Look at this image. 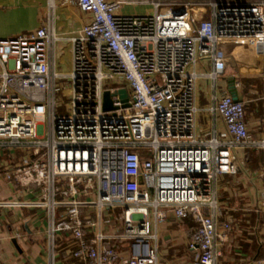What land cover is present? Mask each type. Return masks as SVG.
<instances>
[{"label":"built area","instance_id":"2783aa9c","mask_svg":"<svg viewBox=\"0 0 264 264\" xmlns=\"http://www.w3.org/2000/svg\"><path fill=\"white\" fill-rule=\"evenodd\" d=\"M74 1L90 20L68 37L55 32V0H46L45 25L0 39V151L22 153L3 174L38 192L35 201L7 204L44 208L45 264H56L64 236L78 264H166L158 227L169 216L193 227L185 261L168 264H227L235 218L219 198L218 179H233L237 151L264 149V139H249L244 103L228 93L209 107L225 132L199 137L194 67L208 59L205 75L213 81L264 80V0ZM124 5L152 10L118 13ZM60 39L71 44L67 73L49 65ZM235 49L254 51L249 68L225 59ZM122 88L126 102L117 93ZM106 90L112 110L103 109ZM89 208L94 218L83 212ZM111 209L121 223L112 237L102 230V213ZM230 209L253 212L264 242V166L257 201ZM113 237L126 254L105 244ZM244 264H264V251Z\"/></svg>","mask_w":264,"mask_h":264},{"label":"crops","instance_id":"0c3cea01","mask_svg":"<svg viewBox=\"0 0 264 264\" xmlns=\"http://www.w3.org/2000/svg\"><path fill=\"white\" fill-rule=\"evenodd\" d=\"M150 6V5H148ZM151 8V7H150ZM118 13H122L121 8ZM49 9L46 0H0V39L34 31L46 24ZM90 20V14L81 11L74 0H55L52 11V24L55 32L61 37L68 35ZM231 55V54H230ZM71 44L66 39L54 43L49 53V65L52 71L67 73L70 70ZM238 64L236 62H232ZM240 65V64H238ZM242 66V65H241ZM199 74L195 87V102L198 108L195 126L201 138H207L212 131L225 132L222 118L209 107L214 97L229 94L230 77H220L215 81L205 73L210 71L211 62L201 59L195 65ZM245 68H249L245 67ZM235 85L237 100L245 106V121L249 139H264V80L260 77H239L232 79ZM19 151H0V264H45L46 251V218L41 206L14 207L8 201L23 200L32 202L38 199V192L19 187L15 182L5 179L3 172L20 160ZM264 149L249 147L242 153L237 151L238 173L236 176H221L218 179L219 198L229 203L232 197L239 198L243 206L255 203L261 189V168ZM90 217L94 218V208H89ZM108 212V211H107ZM103 214V213H102ZM104 223L102 230L105 235L115 236L120 231V221ZM179 221L169 216L167 221L158 227L160 259L168 260L171 251L184 246L183 259H186V239L182 240L185 229ZM119 230V231H118ZM183 233V234H182ZM90 236V233H87ZM106 245L113 246L121 254L127 251L116 238H107ZM72 241L67 237L57 240L56 264H78L69 256ZM174 257V256H173ZM170 259V258H169ZM169 261V260H168ZM172 263V262H169Z\"/></svg>","mask_w":264,"mask_h":264},{"label":"rangeland","instance_id":"374dc122","mask_svg":"<svg viewBox=\"0 0 264 264\" xmlns=\"http://www.w3.org/2000/svg\"><path fill=\"white\" fill-rule=\"evenodd\" d=\"M123 14H145L150 13L151 8L148 5H124L121 7ZM106 84H112L114 85L116 83V80H106ZM67 110V109H66ZM23 152V151H22ZM263 163H264V157H263ZM229 203L226 204L227 212L228 214H231L233 216V232H232V241L230 243V251L226 254L227 255V264H235V263H247L251 262L253 257H255V260H258L262 257L263 251H264V242L261 240L263 237V233L261 234V231L263 232V229L261 226L259 227H253L255 223V215L253 212H246V214H249V217H245V212L237 209L236 211L233 209H230L234 207L235 205L238 207L240 202L239 198L232 197L229 200ZM116 209H111L108 212H103V218L102 222L103 224L106 223V221H109L110 223L113 221H116V223H119L116 219L117 215ZM180 226L182 229H185V233L182 240L186 236L189 235V232L192 230L193 223L190 220H184L183 223H180ZM183 234V233H182ZM163 243L159 242L160 248L162 247ZM184 252V246L180 245L178 246L177 251L173 250L170 254H172L170 257H168V260H161V263L168 264L169 262L172 263H181L184 262L185 259L182 258ZM174 256V257H173ZM170 258V259H169Z\"/></svg>","mask_w":264,"mask_h":264},{"label":"water","instance_id":"95a60500","mask_svg":"<svg viewBox=\"0 0 264 264\" xmlns=\"http://www.w3.org/2000/svg\"><path fill=\"white\" fill-rule=\"evenodd\" d=\"M253 54L254 51L252 49L250 50H241V49H235L234 52L231 55H228L225 57V59L228 61V63L236 62L244 67L251 66L253 64ZM118 95L120 96V99L122 102L127 101V93L125 89H119ZM229 94L231 95L232 99L234 101L237 100V94L235 91V85L234 81L231 79L229 80ZM111 94L108 90L104 92V103H103V109L104 110H112L114 107L111 105Z\"/></svg>","mask_w":264,"mask_h":264},{"label":"trees","instance_id":"16d2710c","mask_svg":"<svg viewBox=\"0 0 264 264\" xmlns=\"http://www.w3.org/2000/svg\"><path fill=\"white\" fill-rule=\"evenodd\" d=\"M186 220H189V219H186ZM191 221V220H190Z\"/></svg>","mask_w":264,"mask_h":264}]
</instances>
